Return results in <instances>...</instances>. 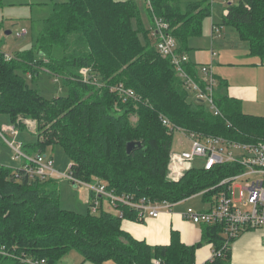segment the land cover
Wrapping results in <instances>:
<instances>
[{
	"label": "trees",
	"instance_id": "obj_1",
	"mask_svg": "<svg viewBox=\"0 0 264 264\" xmlns=\"http://www.w3.org/2000/svg\"><path fill=\"white\" fill-rule=\"evenodd\" d=\"M138 2L52 3L32 49L10 60L0 50V115L9 117L17 136L28 130L24 120L35 123L36 141L19 143L28 157L59 147L77 181H102L114 195L134 201L177 203L215 188L237 169L194 168L178 183L169 182L166 169L174 134L163 119L185 133L256 144L264 140V117L242 114L240 102L227 96L222 81L213 94L221 116L189 100L191 95L170 61L150 44V30L143 27ZM144 9L153 27V17L167 23L177 53L186 55L188 40L201 36L202 23L213 11L212 0L185 4L151 0V11ZM218 26L232 28L247 44L248 56L264 60V0L226 5ZM196 67L189 59L184 65L195 81ZM83 69L91 76L86 82ZM40 70L61 79L67 95L45 99L31 89L24 76L34 78ZM118 84L131 89L136 99L124 101L110 92ZM2 127L0 144L5 139ZM130 142L140 147L127 154ZM22 167L0 165V264H59L71 251L91 264H194L196 250L204 245H211L213 254L206 264H230V248L237 237L226 238L223 224L200 225L201 240L196 245L183 244L172 231L168 245L149 246L121 229L122 220L143 221L135 210L118 205L115 211L121 216L105 211L92 215L89 208L84 213L63 210L58 180L30 179ZM220 190H209L202 202L212 204L211 198Z\"/></svg>",
	"mask_w": 264,
	"mask_h": 264
},
{
	"label": "built area",
	"instance_id": "obj_2",
	"mask_svg": "<svg viewBox=\"0 0 264 264\" xmlns=\"http://www.w3.org/2000/svg\"><path fill=\"white\" fill-rule=\"evenodd\" d=\"M135 1H142L144 7L151 11V0ZM153 22L154 29L151 35L155 40L156 52L161 58L170 61L193 101L203 103L213 116H221L213 102V94L217 89L218 82L214 77L212 65L197 66V81L190 78L184 70V65L188 63V56L177 53V42L169 34L167 23L157 17H153ZM211 32L213 36L218 37L220 28L214 26ZM25 34L26 32L22 30L17 37ZM5 58L7 60L11 59L7 55ZM81 74L85 82L91 77L87 69H83ZM94 83L97 84L96 79ZM110 92L119 95L124 101L136 99L135 93L131 89L124 88L121 84L112 86ZM162 122L173 131V134L178 133L183 136L184 140L186 139L189 142V148L186 150L180 152L171 150L166 169V179L169 182L178 183L188 171L194 168L211 171L215 167L226 165L230 169H237V173L235 172V174L222 179L215 187H221V190L212 197V204H210V201L203 203L201 200L199 207L191 206L183 210L180 213L181 218L198 226L202 224H223V235L229 239L236 238L246 231L262 230L264 233V140L256 144H242L220 137L185 133L170 127L171 125L166 119H163ZM26 125L29 127L28 123ZM1 132L10 134L14 138L18 134L17 129L12 126H3ZM9 145L15 152L16 160L25 159L26 162H24L22 169L30 179L37 178L40 181H46L63 178L72 182V184L87 188L89 194H92L88 206L92 215L100 212L101 202L104 201L112 210H115L118 205H124L135 210L140 220L155 219L161 213L171 212L173 208L182 206L188 201L196 198L203 199L205 193L215 189L210 188L199 192L177 203L152 202L145 198L134 201L130 196L114 195L107 189L106 183L102 181L94 180L90 184H85L75 180L70 174V164L67 165L65 172H61L54 167V161L52 158H48L46 154L28 157L20 151L19 143L14 144L11 142ZM27 160H29V163ZM196 163L199 165H196ZM238 181H243V186L236 185ZM236 190H238L237 194ZM201 205H204L205 208ZM118 215L121 216L119 212ZM153 263L158 264L156 261Z\"/></svg>",
	"mask_w": 264,
	"mask_h": 264
},
{
	"label": "rangeland",
	"instance_id": "obj_3",
	"mask_svg": "<svg viewBox=\"0 0 264 264\" xmlns=\"http://www.w3.org/2000/svg\"><path fill=\"white\" fill-rule=\"evenodd\" d=\"M46 0H10L11 4L16 5V8L10 9L8 4V0H1L0 6V50L3 53H7L9 57L11 55H16L17 53L30 50L34 47L36 39L39 33L42 30V22L37 21L36 19V10L37 3L43 2ZM60 1V0H58ZM190 1L197 0H181L182 4ZM236 1V0H235ZM139 12L143 27L146 30L150 28V21L146 15V10L144 9L143 2H138ZM228 3L226 0H212V13L215 17H218L222 11L226 7ZM211 21L212 17L206 18L202 23V41L195 40V38H190L188 40V48L190 49L188 55L192 52H195L198 47L204 48L208 42V34L211 29ZM24 30L27 34L17 37L20 31ZM232 30V29H231ZM9 31L10 34L6 35L5 32ZM235 32V31H234ZM236 41H228L230 44V48H232L235 52V57L242 55V51L245 53L247 60L241 64L244 68L240 70L236 69L232 70L229 68L227 73L221 75V79L227 80L229 85H238L247 92H255L254 100H250L249 102H243L242 105V114H246L253 117H264V60H260L257 57L248 56V49L245 52V48H247V44L242 42L237 33ZM148 40L150 44L155 46V40L152 35L149 33ZM6 55V54H5ZM204 56H206L204 54ZM229 56L228 60L225 63L226 67H232L230 63L233 60H230ZM263 63L262 64H260ZM256 64V65H253ZM27 84L31 89L38 91V93L44 97L45 99H53L56 97H65L67 95V89L62 84L61 79L51 76L47 74L44 70H40L38 74L32 78L29 75L24 76ZM219 83V82H218ZM192 98H189L191 100ZM193 101V99L191 100ZM131 121L134 122L135 118H131ZM24 123H28L29 127L27 131L20 133L19 136L15 138L10 134H4L5 139H2V143L0 144V165L12 169H17L24 163V159H15V152L10 147V143L13 142L16 144L17 142L20 144H32L36 141L35 136V123L33 121L24 120ZM10 119L7 116L0 115V127L1 126H11ZM173 147L172 149L176 152H180L189 148L188 141L178 133L173 135L172 140ZM45 154L48 158H52L54 161V167L61 171L65 172L67 165L69 164V160L66 155L61 151L58 147L54 149L48 148L45 151ZM31 157H35V154L31 155ZM29 160H27L28 162ZM29 163V162H28ZM196 165H199L196 163ZM56 179V178H54ZM58 201L59 206L63 210H68L76 213H84L89 208L90 204V195L88 189L82 185L72 184V182L67 181L63 178H58ZM236 185L240 187L243 186V181L236 182ZM238 190H236L237 194ZM212 199V198H211ZM201 198H196L194 200L188 201L186 204L179 207L180 210H185L187 207H199ZM108 205V204H107ZM204 205H201L203 207ZM113 212V211H112ZM114 214V213H113ZM97 215V214H96ZM77 253L75 251H71L67 256L63 258L59 264H77L75 259L77 258ZM80 264V263H78ZM109 264H113L109 262Z\"/></svg>",
	"mask_w": 264,
	"mask_h": 264
},
{
	"label": "crops",
	"instance_id": "obj_4",
	"mask_svg": "<svg viewBox=\"0 0 264 264\" xmlns=\"http://www.w3.org/2000/svg\"><path fill=\"white\" fill-rule=\"evenodd\" d=\"M9 1V8L14 9L16 5L11 4ZM66 0H46L43 2L37 3L36 10V20L42 21L45 18L49 11L51 10L52 3H62ZM115 2H126L128 0H114ZM235 0H226V3L232 4ZM227 4V5H228ZM225 8L222 9L220 15L215 17L212 13L211 29L208 34V42L204 48L198 47L195 52H192L190 55L187 54L189 62L195 66L200 65H212L214 77L217 82H224L226 86V93L229 98H232L240 102V111L242 112L241 103L249 102L254 100L255 92H247L241 89L238 85H229L227 80L221 79V75H224L225 72L229 71V68L232 70H240L244 68L241 66L245 62L246 55L242 51V55L235 57V52L230 48L228 41H236V34L234 30L227 26H218L220 28L219 36L212 35V27L217 26L221 14H223ZM154 27L150 22V34L152 33ZM232 29V30H231ZM27 34V33H26ZM195 40L202 41V37L195 38ZM245 48V52L247 51ZM9 55L7 53H4ZM204 54L206 56H204ZM214 54V56H212ZM229 56L230 60H233L230 65L232 67H226L225 63ZM246 56V57H245ZM12 57V55H11ZM263 65V63L260 62ZM256 65V64H253ZM246 115V114H245ZM263 117V116H261ZM173 147V144H172ZM23 165V163L21 164ZM180 207V206H179ZM179 207L173 208L171 212L161 213L158 218H146L141 223L132 222L127 220L121 221V229L131 235L137 241H144L149 246H166L170 243L171 232H177L180 237V241L187 245L192 246L196 245L201 240V229L198 225H193L189 222L184 221L180 213L183 210H180ZM205 208V206H203ZM100 211H105L108 213H114L118 216V212L112 210L108 207L107 203L101 202ZM113 211V212H112ZM263 231L262 230H253L246 231L240 234L236 240L232 243L230 248V264H264V246H263ZM78 255V254H77ZM212 257V246L204 245L196 250L194 264H206L211 260ZM63 260V259H62ZM61 260V261H62ZM75 262L80 264H91L88 262H83L82 257L79 255L75 259ZM104 264H109L106 262Z\"/></svg>",
	"mask_w": 264,
	"mask_h": 264
},
{
	"label": "water",
	"instance_id": "obj_5",
	"mask_svg": "<svg viewBox=\"0 0 264 264\" xmlns=\"http://www.w3.org/2000/svg\"><path fill=\"white\" fill-rule=\"evenodd\" d=\"M6 35H9L10 32H5ZM136 147H140V143L130 142L126 144V153L130 154L132 150H134Z\"/></svg>",
	"mask_w": 264,
	"mask_h": 264
}]
</instances>
